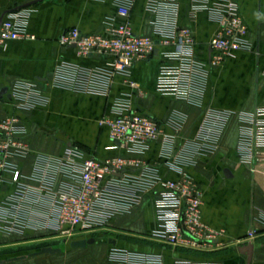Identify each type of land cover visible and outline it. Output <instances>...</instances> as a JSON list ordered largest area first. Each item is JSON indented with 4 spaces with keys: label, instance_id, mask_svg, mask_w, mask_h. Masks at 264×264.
Here are the masks:
<instances>
[{
    "label": "built area",
    "instance_id": "built-area-1",
    "mask_svg": "<svg viewBox=\"0 0 264 264\" xmlns=\"http://www.w3.org/2000/svg\"><path fill=\"white\" fill-rule=\"evenodd\" d=\"M134 1L117 0V12L105 19L102 32L83 34L73 27L59 37L62 47L72 46L80 56H109L104 67L63 62L45 82L49 88L107 96L114 77L123 76L131 92L116 98L113 116L100 124L109 128L111 139L126 154L99 160L70 143L61 156L36 154L34 170L26 175L16 161H24L30 154L27 128L18 116L1 118L0 193L5 184L14 189L0 197V234H23L33 228L49 230L69 242L87 238L106 229L113 219L131 214L150 195L157 226L149 239L203 251L220 246L218 233L202 221V190L187 168L217 152L233 113L204 109L196 134L180 137L188 116L174 111L164 123L173 131L167 133L160 121L139 111L137 102L145 92L131 79V71L137 61L151 58L162 47L158 51L161 62L156 93L202 107L210 70L239 51L251 50L247 24L235 0H191V19L207 11L219 25L208 44L209 61L203 62L196 56L192 29L177 23V0L149 1L147 9L156 16L153 35L133 31L130 15ZM28 16L27 9L5 15L0 49L14 40L35 38L27 31ZM7 95L20 111L49 102L45 90L35 82L14 83L6 94H0V104ZM239 122V160L260 173L264 169V107L240 114ZM153 142H160L161 154L168 168L179 175L177 179L165 178L144 159ZM110 260L117 264H164L161 255L114 246Z\"/></svg>",
    "mask_w": 264,
    "mask_h": 264
},
{
    "label": "crops",
    "instance_id": "crops-1",
    "mask_svg": "<svg viewBox=\"0 0 264 264\" xmlns=\"http://www.w3.org/2000/svg\"><path fill=\"white\" fill-rule=\"evenodd\" d=\"M116 1L0 0V16L21 9L29 11L27 31L35 37L11 41L0 49V88H11L18 81L35 82L49 98L47 105L31 111L18 110L8 95L0 104V119L18 116L27 128L30 154L26 160L16 161L24 174L33 172L36 154L61 156L65 145L70 143L99 160L126 154L111 139L109 128L100 124L102 119L113 116L116 98L131 92L123 76L114 77L107 96L49 88L45 83L63 62L85 68L106 65L109 56H80L74 47H62L59 37L73 27L83 34L102 32L105 19L117 12ZM149 1H134L130 22L136 34H154L156 16L147 9ZM235 1L247 24L252 48L237 52L210 70L202 107L156 93L161 62L158 51L162 47L151 58L137 61L131 71V79L145 92V97L137 102L139 111L160 121L167 133L173 131L164 123L174 111L188 116L180 137L196 134L204 109L233 113L217 152L211 157H201L196 166L187 168L202 190V221L218 233L220 246L203 251L172 247L149 239L157 226L153 198L149 195L131 214L113 219L102 230L111 247L158 254L164 264H264V169L254 173L251 166L240 162L237 152L239 115L264 107V0ZM177 3L178 25L192 29L196 56L208 62L211 56L208 44L219 30L218 23L207 11L191 19V0H177ZM143 157L165 178L179 177L168 168L160 142H153ZM226 170L229 174H225ZM13 189L12 185L5 184L0 197ZM251 231L253 237L248 235ZM51 233L28 228L23 234H0V244ZM250 246L253 249L249 263Z\"/></svg>",
    "mask_w": 264,
    "mask_h": 264
},
{
    "label": "rangeland",
    "instance_id": "rangeland-1",
    "mask_svg": "<svg viewBox=\"0 0 264 264\" xmlns=\"http://www.w3.org/2000/svg\"><path fill=\"white\" fill-rule=\"evenodd\" d=\"M91 236L96 237L97 242L86 248L79 249H71L68 245V239L54 235L31 236L21 240L1 242L0 259L28 254L44 245H52L62 247L63 251L56 255L45 254L7 264H117L110 260L111 246L107 242V237L104 236V231L97 232Z\"/></svg>",
    "mask_w": 264,
    "mask_h": 264
},
{
    "label": "water",
    "instance_id": "water-1",
    "mask_svg": "<svg viewBox=\"0 0 264 264\" xmlns=\"http://www.w3.org/2000/svg\"><path fill=\"white\" fill-rule=\"evenodd\" d=\"M8 12H4L3 14H1L0 16V26L3 22V19L5 17V15ZM7 93V89L6 88H2L0 89V94L3 96L4 94ZM8 98H10V96H7ZM225 174H229V171L226 170ZM97 242L96 237L94 236H90L87 238H80V239H75L69 242V247L71 249H79V248H86L89 245H93ZM252 246L249 247V254H248V262L250 263L251 261V250H252ZM63 251V248L60 246H52V245H44L42 247H40L39 249L29 252L28 254H22V255H17V256H12L9 258H3L0 259V264H7V263H13V262H18V261H24L27 260L28 258L31 257H36V256H41V255H45V254H49V255H56V254H60Z\"/></svg>",
    "mask_w": 264,
    "mask_h": 264
}]
</instances>
